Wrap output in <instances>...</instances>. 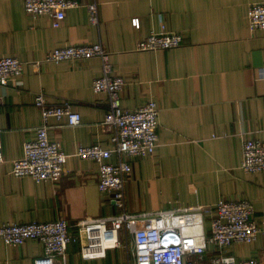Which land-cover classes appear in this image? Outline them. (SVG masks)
I'll return each mask as SVG.
<instances>
[{
	"label": "crops",
	"instance_id": "crops-1",
	"mask_svg": "<svg viewBox=\"0 0 264 264\" xmlns=\"http://www.w3.org/2000/svg\"><path fill=\"white\" fill-rule=\"evenodd\" d=\"M60 27L48 16L32 18L23 0H0V56L24 62L19 84L0 85V127L4 161L0 164V224L45 222L65 218L70 232L82 221L120 213L112 196L100 191L99 168L76 155L80 146L111 147L112 132L103 124L107 95L94 93L102 74L98 57L46 61L56 47L101 42L110 52L116 74L126 84L124 108L156 101L160 109L158 144L147 157H127L132 172L126 183L129 213L189 206L214 207L220 199L249 200L253 219L264 227V171L241 168L246 139L264 140V30L251 31L248 9L264 0H77ZM96 2L99 23L90 21ZM141 26L135 29L133 18ZM181 33L180 46L138 51L136 44L152 32ZM49 103L71 101L82 117L77 126L51 118L49 135L69 154L58 181L37 183L11 173L14 159L42 124L37 93ZM111 162H117L113 154ZM215 213V211L213 212ZM210 216L206 229L210 231ZM122 246L105 257L85 258L79 241L70 244L68 264H136L133 237L120 235ZM215 249L210 248L207 256ZM236 259L264 260V234L227 251ZM43 245L30 239L19 246L0 240V264H34Z\"/></svg>",
	"mask_w": 264,
	"mask_h": 264
},
{
	"label": "built area",
	"instance_id": "built-area-1",
	"mask_svg": "<svg viewBox=\"0 0 264 264\" xmlns=\"http://www.w3.org/2000/svg\"><path fill=\"white\" fill-rule=\"evenodd\" d=\"M77 0H23L25 12L32 18L48 16L54 27H60L70 8L79 6ZM89 18L99 23L96 2L88 5ZM251 31L264 30V2L252 3L248 9ZM139 29V18L132 19ZM184 36L162 26L136 44L138 51L167 50L181 45ZM98 57L102 61V74L94 79V93L107 95V114L103 122L112 132L111 147L99 143L80 146L76 155L93 160L99 168V189L110 194L120 213L99 219L82 221L78 233L70 232L65 218L45 222L0 224V240L10 246H19L33 239L43 245L44 253L34 264H68L70 244L79 241L85 258L105 257L107 250L122 246L120 235L133 237L136 264H199L210 248L215 252L207 257V264H264V260L236 259L226 251L236 243H252L264 227L254 219V206L249 200L220 199L214 207L205 205L164 209L155 212L129 213L126 203V183L132 172L127 157H147L158 144L160 109L150 99L135 109L124 108L121 93L126 81L114 71L110 52L103 43L71 44L56 47L46 56V61L59 63L66 60H86ZM24 72V62L17 56H0V85L19 84ZM264 78V67L260 71ZM3 100L0 97V107ZM35 106L40 110L42 124L36 129L33 140L23 147V156L12 161L11 173L18 178L31 177L37 183L58 181L65 172L66 153L57 140L49 135V120H65L69 126L82 122L81 114L71 101L49 103L41 92L35 95ZM113 154L118 161L111 162ZM4 161L0 127V164ZM241 168L247 173L264 171V140L246 139L243 143ZM215 211V213H213ZM210 216V231L206 229ZM109 243L104 245V243Z\"/></svg>",
	"mask_w": 264,
	"mask_h": 264
},
{
	"label": "rangeland",
	"instance_id": "rangeland-1",
	"mask_svg": "<svg viewBox=\"0 0 264 264\" xmlns=\"http://www.w3.org/2000/svg\"><path fill=\"white\" fill-rule=\"evenodd\" d=\"M209 256L206 255V258H204L199 264H207V259H208L207 257H209Z\"/></svg>",
	"mask_w": 264,
	"mask_h": 264
},
{
	"label": "bare ground",
	"instance_id": "bare-ground-1",
	"mask_svg": "<svg viewBox=\"0 0 264 264\" xmlns=\"http://www.w3.org/2000/svg\"><path fill=\"white\" fill-rule=\"evenodd\" d=\"M108 244H109V243H106V242L104 243L105 246L108 245Z\"/></svg>",
	"mask_w": 264,
	"mask_h": 264
}]
</instances>
